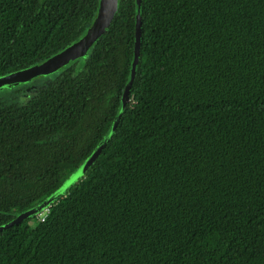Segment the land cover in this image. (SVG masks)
<instances>
[{"label": "trees", "instance_id": "16d2710c", "mask_svg": "<svg viewBox=\"0 0 264 264\" xmlns=\"http://www.w3.org/2000/svg\"><path fill=\"white\" fill-rule=\"evenodd\" d=\"M98 2L0 0V76L62 51ZM142 9L115 134L47 211L0 232V264H264V0ZM135 39V0H122L85 57L24 100L0 96V225L56 191L101 142Z\"/></svg>", "mask_w": 264, "mask_h": 264}, {"label": "water", "instance_id": "95a60500", "mask_svg": "<svg viewBox=\"0 0 264 264\" xmlns=\"http://www.w3.org/2000/svg\"><path fill=\"white\" fill-rule=\"evenodd\" d=\"M121 1L122 0H99L93 23L80 37L68 44L58 54L41 61L35 66L15 70L9 75L0 76V89L31 80L40 74L53 72L68 62L73 61L74 59L85 57L87 55L88 49L100 39L102 34H104L111 25L113 19L118 13ZM142 13V0H135L136 39L134 45V58L131 63L128 79L121 96L116 116L105 136L89 156V158L56 191H54L36 206L24 212L18 213L12 220L0 225V232L8 227L29 219L33 215H41L47 211L54 202L64 195L70 187H72L86 174V172H88L89 168L92 166L97 157L101 154L103 149L107 146L115 134L125 112L128 100L130 98L132 85L137 73V65L140 58L142 43Z\"/></svg>", "mask_w": 264, "mask_h": 264}, {"label": "rangeland", "instance_id": "374dc122", "mask_svg": "<svg viewBox=\"0 0 264 264\" xmlns=\"http://www.w3.org/2000/svg\"><path fill=\"white\" fill-rule=\"evenodd\" d=\"M61 70L62 69H59L47 75L37 76L23 83L4 87L3 89H0V96L4 99H10L12 98L11 95L16 93L21 100H24L28 96H31L40 85L46 84L50 78L57 76Z\"/></svg>", "mask_w": 264, "mask_h": 264}]
</instances>
